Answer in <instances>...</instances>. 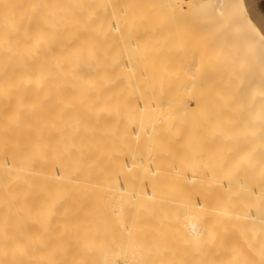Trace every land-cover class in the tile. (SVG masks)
I'll use <instances>...</instances> for the list:
<instances>
[{"label":"bare ground","instance_id":"1","mask_svg":"<svg viewBox=\"0 0 264 264\" xmlns=\"http://www.w3.org/2000/svg\"><path fill=\"white\" fill-rule=\"evenodd\" d=\"M147 19L0 0V264H264V34L231 20L185 104Z\"/></svg>","mask_w":264,"mask_h":264},{"label":"rangeland","instance_id":"2","mask_svg":"<svg viewBox=\"0 0 264 264\" xmlns=\"http://www.w3.org/2000/svg\"><path fill=\"white\" fill-rule=\"evenodd\" d=\"M133 1L136 8L139 10L143 8L147 13L151 47L153 44V52L149 54L150 57H157L158 64L166 59L163 61L166 62V66L162 65L163 70L161 68L160 71L162 73L166 68L167 79L160 74L162 86L170 87V98L175 100L181 96L184 99H178L183 100L182 103L185 101V104L186 102L194 104L191 98L195 97L194 92L200 87L202 89L199 90L204 91L210 88L211 77H204L202 81L200 79L196 81L198 80L197 74L205 75L206 73V76H210L216 73H229L231 71L228 63L229 57H244V54H226V56L220 57L218 62L219 72L212 69L215 64L213 52L221 46H227L226 39L230 41L229 36L227 37L231 31L230 21L239 22L241 19L239 24L248 26L247 32L251 36H254L253 28L259 30L249 18L244 0H223L224 12L221 13L214 10L215 0ZM261 33L264 34V32ZM235 41L232 40V42ZM260 47L264 48V43ZM229 48L231 49V47ZM162 52V56L165 58L160 57L159 54ZM235 71L239 76H244L243 71ZM162 80L167 81L166 85ZM218 88L220 87L211 86L210 89L214 91ZM242 88L239 87V89Z\"/></svg>","mask_w":264,"mask_h":264},{"label":"crops","instance_id":"3","mask_svg":"<svg viewBox=\"0 0 264 264\" xmlns=\"http://www.w3.org/2000/svg\"><path fill=\"white\" fill-rule=\"evenodd\" d=\"M260 1L261 0H252V1L251 0H244L249 18L255 23V25L258 27V29L261 32H264V18H259L255 15V13H259V12H262V10H264V5H262V4H264V3H262V1H264V0H262L261 2ZM258 9L259 10L261 9V11H259ZM262 13H264V12H262Z\"/></svg>","mask_w":264,"mask_h":264}]
</instances>
